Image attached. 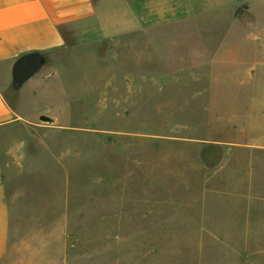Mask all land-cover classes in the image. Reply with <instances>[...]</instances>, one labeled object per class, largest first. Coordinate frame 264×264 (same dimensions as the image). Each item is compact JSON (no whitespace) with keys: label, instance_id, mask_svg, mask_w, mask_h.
<instances>
[{"label":"rangeland","instance_id":"obj_1","mask_svg":"<svg viewBox=\"0 0 264 264\" xmlns=\"http://www.w3.org/2000/svg\"><path fill=\"white\" fill-rule=\"evenodd\" d=\"M236 2L101 0L65 55L0 77L67 264H264V0Z\"/></svg>","mask_w":264,"mask_h":264},{"label":"crops","instance_id":"obj_2","mask_svg":"<svg viewBox=\"0 0 264 264\" xmlns=\"http://www.w3.org/2000/svg\"><path fill=\"white\" fill-rule=\"evenodd\" d=\"M120 1L128 10L133 6V0ZM236 1L235 5L239 3ZM100 2L0 0V77H7V83L13 86L19 85L27 80L18 82L14 76V67L21 58L38 55L42 67L65 55L67 44L75 41L80 29L99 23ZM255 3L247 0L242 10L234 8L232 17L241 22L254 10ZM100 21H105L104 15ZM17 107L0 85V264H67V226L58 225L62 207H53L55 203H47L42 196L40 201L35 199L33 192L39 185L28 180L45 167L37 172L35 163L21 160L19 149L7 148L3 142L7 130L21 123ZM22 178L27 179L20 181ZM43 188L46 184L40 182L39 190Z\"/></svg>","mask_w":264,"mask_h":264},{"label":"water","instance_id":"obj_3","mask_svg":"<svg viewBox=\"0 0 264 264\" xmlns=\"http://www.w3.org/2000/svg\"><path fill=\"white\" fill-rule=\"evenodd\" d=\"M41 60L38 55L31 54L21 58L14 67V76L18 82L29 78L41 68Z\"/></svg>","mask_w":264,"mask_h":264},{"label":"trees","instance_id":"obj_4","mask_svg":"<svg viewBox=\"0 0 264 264\" xmlns=\"http://www.w3.org/2000/svg\"><path fill=\"white\" fill-rule=\"evenodd\" d=\"M240 10L237 12V14H239Z\"/></svg>","mask_w":264,"mask_h":264}]
</instances>
